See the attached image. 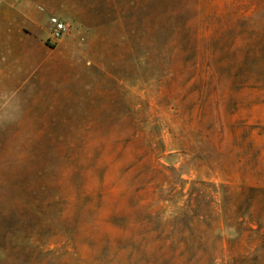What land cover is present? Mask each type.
Masks as SVG:
<instances>
[{"label":"rangeland","instance_id":"rangeland-1","mask_svg":"<svg viewBox=\"0 0 264 264\" xmlns=\"http://www.w3.org/2000/svg\"><path fill=\"white\" fill-rule=\"evenodd\" d=\"M199 12L226 17L217 89ZM245 22L264 2L0 0V264H264V86L225 66Z\"/></svg>","mask_w":264,"mask_h":264},{"label":"trees","instance_id":"trees-1","mask_svg":"<svg viewBox=\"0 0 264 264\" xmlns=\"http://www.w3.org/2000/svg\"><path fill=\"white\" fill-rule=\"evenodd\" d=\"M208 3H212L213 0H207ZM258 3H263L264 0H254ZM177 14V13H176ZM197 15V14H196ZM192 19L186 20V26L187 28L191 29L192 27L196 28V35L194 40L192 41V52H193V62L189 65V70L191 73H194L195 76L194 79H196L195 82H200L202 86L206 87L207 89H217L219 87V79L217 75L221 71V63L218 64L217 62H213L214 60H217V57H214L215 50L211 47L210 43L208 42V35L206 34L209 32L212 28L216 26H221L224 21L226 20V17L223 15H204V13H198V15ZM248 21V20H247ZM259 24L256 22L249 23L245 22L244 27L242 30H240L238 33H236L233 37L229 39V46L227 50V62L225 63V66H231L232 69H235L236 71H239V74L235 73L233 74V77L236 79L237 76H239L242 73L246 76V81L250 79H255L256 81L260 82L262 81V86H264V80L262 79V76H264V73L260 74L258 73L257 68H245L247 66V61L245 60L247 57H252L256 61L259 62L260 60V54L262 52V49L259 48L263 47V41H264V29H257V26ZM210 36V35H209ZM236 44H239V46H235ZM221 45H223V40L221 41ZM257 51L255 52L254 49ZM234 57V58H232ZM234 79V80H235ZM256 169L259 171L261 167V163L258 160H256ZM257 191H260L262 193V199L264 198V188L261 189H255ZM21 191H24L23 198L30 197V194H32V191L28 189V187L21 188ZM26 191H29L30 194L26 196ZM35 197V196H34ZM34 200H37L34 198ZM228 221L232 220V217L227 218ZM252 231V230H248ZM255 231H261V227H258ZM246 230L244 228H237L236 234L237 238L241 239L243 238L244 233ZM263 237L264 234H261ZM261 250L264 251L263 248ZM264 254H255L251 259L253 262H259L263 260ZM234 262H238L240 264H246L249 260H247V256H241L239 258L233 259Z\"/></svg>","mask_w":264,"mask_h":264},{"label":"built area","instance_id":"built-area-1","mask_svg":"<svg viewBox=\"0 0 264 264\" xmlns=\"http://www.w3.org/2000/svg\"><path fill=\"white\" fill-rule=\"evenodd\" d=\"M50 22L52 25L51 37L56 40L63 35L66 30V25L64 24V22L58 20L57 18H52Z\"/></svg>","mask_w":264,"mask_h":264}]
</instances>
